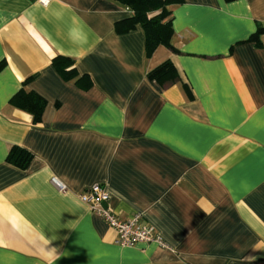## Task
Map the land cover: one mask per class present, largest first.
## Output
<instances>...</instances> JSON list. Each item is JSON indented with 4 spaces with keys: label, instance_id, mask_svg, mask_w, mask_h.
Segmentation results:
<instances>
[{
    "label": "crops",
    "instance_id": "crops-1",
    "mask_svg": "<svg viewBox=\"0 0 264 264\" xmlns=\"http://www.w3.org/2000/svg\"><path fill=\"white\" fill-rule=\"evenodd\" d=\"M128 16L112 0H0V264H264V32L249 40L264 0H183L175 51L148 57L140 25L115 31ZM164 60L179 79L161 86L146 73ZM31 76L37 123L8 103ZM94 184L166 246L115 243L79 197Z\"/></svg>",
    "mask_w": 264,
    "mask_h": 264
},
{
    "label": "trees",
    "instance_id": "trees-1",
    "mask_svg": "<svg viewBox=\"0 0 264 264\" xmlns=\"http://www.w3.org/2000/svg\"><path fill=\"white\" fill-rule=\"evenodd\" d=\"M126 7L130 11V16L119 20L115 23L116 32L122 33L133 29L137 24L140 25L144 32L145 56H150L158 45H163L170 50L175 51L171 45L173 29L171 25V6L181 4L183 0H112ZM264 32V28L257 27L256 31L249 37V40L260 45L259 36ZM51 64L55 70L64 79L77 77L76 70L72 67V59L65 56H56L52 59ZM3 63H0V67ZM150 80L156 81L161 86H166L178 81V75L175 67L170 60H164L153 69L146 73ZM28 77L23 81L22 86L10 97L8 103L18 109L28 112L31 115L32 123L40 121L44 107L45 99L32 90L25 88L26 82L31 78ZM84 76L78 77L75 82L83 88L91 85L90 80L84 85L81 80ZM6 161L14 166L24 169L32 159V154L20 147L12 146L6 155Z\"/></svg>",
    "mask_w": 264,
    "mask_h": 264
},
{
    "label": "built area",
    "instance_id": "built-area-1",
    "mask_svg": "<svg viewBox=\"0 0 264 264\" xmlns=\"http://www.w3.org/2000/svg\"><path fill=\"white\" fill-rule=\"evenodd\" d=\"M36 1L41 4L48 2V0ZM79 197L88 205L91 211L99 215L115 231L114 242L120 246H135L151 242H156L160 246H166L154 226L143 219L141 213H135L130 218L122 219L112 212L106 206L109 198L108 194L100 184H94L86 188Z\"/></svg>",
    "mask_w": 264,
    "mask_h": 264
}]
</instances>
